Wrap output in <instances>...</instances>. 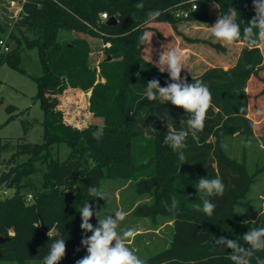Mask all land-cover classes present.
<instances>
[{"label": "trees", "instance_id": "16d2710c", "mask_svg": "<svg viewBox=\"0 0 264 264\" xmlns=\"http://www.w3.org/2000/svg\"><path fill=\"white\" fill-rule=\"evenodd\" d=\"M6 1L0 0V4ZM138 2L30 1L8 35L9 50L3 53L0 49V65L6 63L25 73L20 56L36 48L41 67V74L32 79L42 110L43 142L0 139V166L5 168L0 173V186L12 191L10 196H0V237L7 238L0 250H6L18 264H43L49 245L56 239L48 237L49 230H59L66 240V255L59 264H76L86 256L81 240L92 233L82 231L78 211L88 201L103 218L108 199L94 200L88 188L104 190L105 181L115 179L136 181L135 194L146 196L158 190L159 205L153 204L152 215L160 214L171 222L167 246L145 256L144 264H233L231 249L216 245L213 236L243 243L246 231L232 227L227 232L224 224L240 225L238 210L251 208L247 196L255 172L248 175L244 153L240 160L228 156L225 143L235 137L247 141L254 135L247 89L252 79L264 82L260 77L264 71L260 46L248 48L237 42L239 52L228 67L208 66L194 76L181 73L188 83L202 80L212 96L203 131L195 138L188 133L183 150L186 162L182 163L164 138L169 131H187L180 121L190 114L171 103L147 99L148 81L156 78L163 87L170 78L146 55L149 44L140 45L138 38L149 32L160 39L154 24H166L181 36L178 24L208 23L210 8L216 3L220 6L216 8L218 17L229 7L237 9L243 30L255 16L253 0H142L143 9L136 7ZM156 10L161 15L147 22L148 12ZM101 13H106L107 20L115 18V24L100 21ZM7 28L0 23V40ZM86 36L109 44L98 65L89 59L92 48ZM206 43L216 52L225 51L219 42ZM66 92L85 94L88 113L102 123L83 128L66 123L60 108ZM99 126H103L104 136L98 141L93 133ZM146 130L150 138L144 135ZM59 145L68 149L62 160L51 156L52 148ZM6 153L11 154L3 159ZM23 156L26 161L19 162ZM35 163L45 165L40 188L29 181ZM201 177H219L225 185L223 196L210 198L217 205L211 217L195 208L196 204L202 206L196 188ZM173 197L178 205L169 211ZM89 222L96 226L97 217ZM261 227L257 223L249 229ZM256 255L264 258V252Z\"/></svg>", "mask_w": 264, "mask_h": 264}, {"label": "rangeland", "instance_id": "374dc122", "mask_svg": "<svg viewBox=\"0 0 264 264\" xmlns=\"http://www.w3.org/2000/svg\"><path fill=\"white\" fill-rule=\"evenodd\" d=\"M15 8L9 4H0V23L9 26ZM209 22L180 23L178 30L181 36L173 33L166 24H154L160 33V39L153 35L149 44L147 56L159 60L160 54L172 48H178L188 54L189 59L184 64L182 74L194 76L208 66L219 65L223 68L234 63L239 52V45H226L211 36L208 27L212 26L218 18L217 9L212 6L209 11ZM9 29L7 28V33ZM6 33V34H7ZM10 33V32H9ZM5 34V35H6ZM4 35V36H5ZM3 36V37H4ZM86 39L91 45L95 56L99 57L100 42L90 36ZM219 42L225 47L223 53L216 52L206 42ZM159 46V47H158ZM160 48V49H159ZM264 60V45L260 46ZM91 63L93 61L91 60ZM20 65L25 73L20 72L8 64L0 65V139L10 140L13 143L41 144L43 142L42 110L36 100L37 89L32 77L41 74V67L36 48L25 50L20 56ZM264 79V71L260 73ZM249 97L248 116L254 123V135L245 141L241 137L229 138L225 143V151L232 158L241 159L244 153V162L248 175L254 173L247 200L250 209H239L238 215L242 220L240 225L225 223L227 232L232 227L248 231L251 225L261 223L264 226V82L252 79L248 85ZM86 95L75 92H66L62 96L61 109L65 114L66 123L83 128L89 124H101L99 118H92L86 109ZM259 113V114H258ZM68 149L64 145L53 147L52 158L64 159ZM11 153L3 154V159H8ZM27 157L19 158V162L26 161ZM15 165V163L11 164ZM5 168L0 166V173ZM45 165L35 163L29 181L40 188V181ZM104 190L107 193L108 207L104 210V217L113 215L118 210L127 213L126 219L120 223V229L132 228L136 230L134 240L129 242V247L144 259L148 254L167 246L171 222L159 215H152L158 204L159 191H151L149 195L135 194V183L132 179H115L105 181ZM135 192V193H134ZM12 191H4L0 186V196H10ZM30 199V196L27 197ZM245 221H247L245 223ZM225 231V232H226ZM11 236L12 233H9ZM6 250H0V264H18L13 261Z\"/></svg>", "mask_w": 264, "mask_h": 264}, {"label": "clouds", "instance_id": "9594fccd", "mask_svg": "<svg viewBox=\"0 0 264 264\" xmlns=\"http://www.w3.org/2000/svg\"><path fill=\"white\" fill-rule=\"evenodd\" d=\"M136 7L144 8L142 0H139ZM214 7L220 8L218 3L214 4ZM253 7L255 16L244 25L243 30H241L243 21L240 20V13L237 9L229 7L226 12L222 11L212 26L208 27L209 33L213 38L226 45H233L237 42H242L248 48L264 45V0H253ZM160 15L159 10L148 12L147 22L156 20ZM152 37L151 33L144 32L138 38V42L140 45L151 44ZM188 59V54L178 48H172L167 52L163 51L159 56L158 68L161 73H168L170 82L162 87L160 81L153 78L148 81L144 92L149 101L158 100L161 104L171 103L190 114L188 119L180 121L181 125H186L187 131L183 129L169 131L164 138V142L178 153L182 163L186 162L183 150L186 148L188 133L191 132L195 138L198 133L203 131L206 113L212 101L211 92L202 80L188 83L186 78H182L181 72ZM151 131L155 132V129L151 127ZM144 135L150 138L147 130ZM103 136V126L97 127L93 137L99 141ZM196 188L202 201V206L201 204L195 205L196 210L211 217L217 205L210 198L223 196L225 192L223 181L219 177L215 179L201 177ZM88 194L94 200L107 199V193L95 186L88 188ZM177 205L178 201L173 197L169 211H174ZM78 212L81 215L80 227L82 231L90 232L92 235L82 238L81 244L86 248L88 254L78 259L76 264H144V261L129 247V242L136 236V230L132 228L119 230L120 223L127 216L125 211H116L114 218L113 215L101 218L100 211H95L87 201ZM94 215L97 217L96 226L89 222ZM53 235L56 239L49 245L48 254L43 257V264H59L66 255V240L61 232L49 230L48 237L51 238ZM213 239L216 245L231 249L229 259L233 264H252L253 258L255 264H264V258L256 255V253L264 252V227L249 229L242 235L243 243L224 236L219 238L213 236Z\"/></svg>", "mask_w": 264, "mask_h": 264}, {"label": "built area", "instance_id": "2783aa9c", "mask_svg": "<svg viewBox=\"0 0 264 264\" xmlns=\"http://www.w3.org/2000/svg\"><path fill=\"white\" fill-rule=\"evenodd\" d=\"M33 1V0H8L5 2V4H9L10 6H14L15 8V13L11 18V24L8 26V33L0 40V49L3 53L7 52L9 50V46L7 44V39H8V35L9 32L11 31V29L13 28L14 24L17 22V20L20 18V16L24 13L23 11V7L26 3ZM195 6H192V9H195ZM185 16V15H184ZM99 20L100 21H106L107 20V15L106 13H101L99 15ZM100 42V49H99V57L95 56V52L91 51L89 53V59L93 61L94 65H98L99 61L103 58V49L107 48L109 46L108 43H103L101 40H99Z\"/></svg>", "mask_w": 264, "mask_h": 264}, {"label": "water", "instance_id": "95a60500", "mask_svg": "<svg viewBox=\"0 0 264 264\" xmlns=\"http://www.w3.org/2000/svg\"><path fill=\"white\" fill-rule=\"evenodd\" d=\"M115 18L111 17L108 20L105 21L106 25L112 26L115 24ZM110 57L108 56L106 59L108 60ZM7 238L0 237V244H2Z\"/></svg>", "mask_w": 264, "mask_h": 264}]
</instances>
